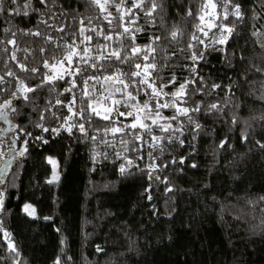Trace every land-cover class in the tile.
I'll use <instances>...</instances> for the list:
<instances>
[{
	"label": "trees",
	"instance_id": "trees-1",
	"mask_svg": "<svg viewBox=\"0 0 264 264\" xmlns=\"http://www.w3.org/2000/svg\"><path fill=\"white\" fill-rule=\"evenodd\" d=\"M18 2L21 14L9 15L8 10H15L17 5L10 0H0V8L4 9L0 12V39L13 38L11 33L5 36L2 31L11 28L16 32L14 39L18 45V50L11 45H0V74L11 69L31 87H35L39 79L20 71L8 56L15 51L21 62L33 67L42 59L38 49L52 45L24 35L25 31L38 29L49 35L53 44H62L83 39L78 31L81 19L84 25L96 27L97 31L109 28L103 14L87 0H58L52 7L58 19L50 18L52 13L47 10L32 12L26 17L22 14L25 0ZM203 2L157 0L160 7L152 16H146L133 6V0H126L125 8H130L131 14L126 15L123 22L115 7L109 8L117 17L113 21L115 32L109 33L113 35L111 41H105L96 32H85L93 39L91 44L81 46L91 47L93 54H96L95 45L108 44L109 52L121 49L132 56V61L142 65L152 62L155 56L158 70L152 72L151 78L156 85L167 84L163 88L167 93L192 78L195 68L196 83L203 91L195 92L194 86L189 84L187 94L175 99L176 106L159 109L163 117L176 116V119H162L157 124L145 120L151 132L139 127L135 130L142 137L135 144L139 151H132L131 143L127 146L122 143L132 141L133 137L128 135L132 129L116 134L104 131L105 127L123 128L131 123L138 114L133 108L121 105L120 111H133L134 115L127 119L114 115V124L92 116L89 125L84 115H75L88 103L83 89H87L92 101L101 99L99 92L104 82L101 73H97L101 75L100 82L90 80L87 85L79 77H65V80L79 81L71 92L63 91L71 87L70 84L57 80L53 91H49L52 85H46L28 94L33 97L31 101H25L22 96L13 100L17 111H6L15 144L22 148L23 154L12 163L4 177V188H0L3 202L0 206V264H55L57 258L61 264H264V200L260 199L264 196V148L260 147L264 144V87L260 83L264 76L254 71V66L264 67V49L252 36L255 29L264 33V12L258 0H232L233 4L241 5L244 20L233 16L223 20L225 25L234 24V31L227 43L212 44V32L208 31L206 37L196 27L200 25L207 32L204 22L198 19L204 14L200 11ZM33 4L43 9L39 0H33ZM143 7L150 8L151 0ZM253 8L261 15L259 20L252 19ZM189 9L192 16L186 14ZM228 10L231 11V6ZM218 11L222 16L223 6L219 3ZM88 18H91L90 25ZM41 19L47 20L53 28L38 23ZM121 23L130 29L127 38L117 35L124 31L119 26ZM59 26L64 27V32L54 30ZM137 28L141 30L136 31ZM177 29L182 35L173 40L170 33ZM193 34L204 43L194 41ZM155 37L160 39L153 43ZM260 39L264 40V36ZM190 43L196 46L189 48ZM148 45H152L155 52L149 54ZM5 46L8 53L2 51ZM136 46L141 51L133 56L131 48ZM200 52L204 53L203 59L194 63L192 54ZM144 56H148L147 61ZM132 61L119 64L113 59L111 63L131 73L136 71ZM5 63L8 68L4 67ZM40 70L48 72L43 67ZM107 71L111 72L112 68ZM173 77L175 83H169ZM116 83L120 89L124 88L123 84ZM213 85L219 87L213 88ZM140 87L144 91L138 94L135 88L126 90L137 95L129 104L149 99L152 90L146 85ZM13 90L0 93V103L10 98ZM112 96V99L124 97L121 101L127 99L124 92ZM74 98L76 103L69 104ZM57 100L64 104H57ZM173 100L171 95L159 101L153 99L150 106L154 108L157 102ZM102 101L105 105L106 100ZM196 103L200 104L201 111L189 112L188 116L200 125L199 129L188 116L177 112L178 108L195 107ZM212 103L218 108L208 111ZM41 115L46 119H41ZM78 124L85 125L87 135L81 134L78 127H72V134L66 130ZM160 125L171 127L164 131ZM51 129H60V132L57 134ZM153 136L166 139L151 147ZM244 136L247 139H242ZM222 141L224 147H220ZM7 152L8 143L0 139V164ZM149 153L156 157V170L148 168L153 163ZM48 156L55 157L57 162L58 179L52 183H49ZM129 159L133 165L127 164ZM122 165L126 169L123 173ZM25 202L35 207L36 216L23 212ZM5 232L9 237H5ZM9 243L15 251L9 250ZM97 246L103 251L97 252Z\"/></svg>",
	"mask_w": 264,
	"mask_h": 264
},
{
	"label": "snow or ice",
	"instance_id": "snow-or-ice-1",
	"mask_svg": "<svg viewBox=\"0 0 264 264\" xmlns=\"http://www.w3.org/2000/svg\"><path fill=\"white\" fill-rule=\"evenodd\" d=\"M10 3L13 5H17L15 10H8L9 15H19L21 14V9L19 6L18 0H10ZM58 3V0H39V5L43 6V9H41L38 6H35L33 4V0H25V3L23 5L24 11L23 15L24 16H29L32 12L35 13H42L43 10H47L48 12L52 13L50 18H57L56 14L52 12V7L56 6ZM87 3L90 6H93L95 8H98L100 13L103 14L102 18L104 21L107 22L109 25V28L101 29L97 31L96 27H91V26H86L84 25V19H81L79 21L81 27L79 28V35L83 37L82 40H79L77 42L76 39L71 40L70 42L65 41L62 44H53V40L49 35L44 34L40 30H27L23 34L24 35H31L35 36L38 38V40H43L44 44L47 45H52V47H45L41 46L38 51L40 54V57L42 59L37 60V66L33 67H28L26 64L21 62L17 56L15 55V51L11 52L8 56V60L12 61L13 63L16 64V67L19 68L20 71L22 72H28L33 75L34 78L39 79V83L36 84L35 87L28 86L24 83L22 79H19L17 76V73L11 69H8L5 71L3 74H0V93L8 92L10 89L14 88L15 90L11 91V96L9 99L4 100L3 103H0V120H4L8 122V116L9 112L6 110H10L11 112H16L17 109L15 105L13 104V100L20 99L21 96L25 101H31L33 99L32 96L28 95L29 93H35L39 89L44 88L46 85H52V88H49V91H53L55 89V81L57 80H65V77H79L80 80L83 81L84 85L88 84V81L90 80H95L97 82H100L101 80V75L104 81H114L123 84L124 88L123 89H116L117 92H124V95L127 97L126 100L121 101L119 99H112V107L104 106L103 111L100 110L99 107L94 106L99 105L101 101L99 98H97L96 101H92L90 99V93L87 91V89H83V97L88 99V103L80 110L79 113H75V115H84L85 120L89 125L92 123V116L98 117L99 119L110 121V123L114 124L116 121L113 119L114 115H118L120 117H124L127 119L128 117H132L134 115L133 111H120V106L122 105L125 108H133L136 113H143V116L136 114L134 119L132 120L131 123L125 124L123 128L120 127H105L104 131L111 132L113 134L123 132L125 129H132L133 131L128 133V135H131L133 137L132 141L128 140H123L122 143L127 146L129 143L133 145L132 151H139L135 147V144L137 141L141 140L142 137L139 135L138 132L135 130L139 127L141 129H147L149 132H151V128L148 124H145L143 121L151 119L152 124H157L158 119H176V116L172 117H163L162 113L159 111L161 108H167L170 106H176L175 105V99H179L187 94V85L192 84L195 88V92H201L203 91L202 88H200L197 83H196V73H195V68L192 69L193 71V77L186 80L185 82L181 83L179 87L172 93H167L163 91V88L167 87V84H160L156 85L155 84V79H152V72L158 70L157 63L155 62V56L152 57V62L146 63L144 65L132 61V56H129L126 54V52H123L121 49H113L112 51H108L109 45L108 44H97L95 45V51L96 54H93V49L88 46H81V45H88L91 44L92 37L85 35L86 31L90 32H96L98 36H103V39L105 41H111L113 39V35L109 34L110 32H115L116 25L113 23L117 17L113 15L111 11H109L110 7H115L117 13H120L119 19L123 22L124 17L126 15L131 14V9L130 8H125L126 0H87ZM148 3V0H133V6L136 8H140L146 16H152L153 12L156 11L160 5L157 3V0H151V7H143L145 4ZM218 3L223 6V14L221 16V13H216L213 11L212 13H208L205 10L211 8L215 10L218 6ZM259 7L261 8L262 12H264V0H258ZM229 6H231V11H229ZM4 11L3 8H0V12ZM200 11L204 13L203 15H199L198 19L201 20V22H204L205 15H214L217 17L216 21H209L207 24L208 31L212 32V29L215 28L217 31L212 32V37L210 38L212 44L215 43H220V44H225L227 43V40L229 36L233 33L234 31V24L229 26L225 25L223 23V20H227L229 16L235 17L236 20L243 21L244 20V13L241 10V5L240 4H233L232 0H217V2H214V0H204V2L201 4V9ZM188 16H192L193 12L191 9H189L186 13ZM61 15H64V10H61ZM261 18V15L259 13H256L255 8H253V20H259ZM75 19V18H73ZM89 19V25L91 24V18ZM38 23H43L46 25V27L53 28V25L49 24L47 20L41 19L38 21ZM129 23H134V21H129ZM120 27H123L124 31L123 33H118L117 35L119 37H126V34H129L130 29L128 26H125L123 23L119 25ZM198 30L203 32L204 36H208V32H204L203 28L200 27V25L196 26ZM253 27H255L253 25ZM55 31L59 32H64V27L59 26L54 28ZM141 29L137 28L136 31H140ZM2 31L5 33V36L8 35V33H11V36L13 38H9L7 40L5 39H0V45H11L13 46L14 49L18 50V45L17 41L14 39L16 36V32L12 31L11 28H4ZM223 32H227L228 35H223ZM73 35H76V31H73ZM179 35H182L180 33L179 29L173 30L170 33L171 39L176 40ZM252 36L256 37V43L259 44V46L264 49V40H261L260 37L264 36V33H262L259 29H255L252 32ZM131 38L135 40V36L132 35ZM63 39V38H62ZM160 37H155L153 38V43H155L156 40H159ZM192 39L194 41H198L200 44H203V40H199L195 34H193ZM196 45L190 43L188 45L189 48H194ZM211 46L210 45H205V48ZM149 54L155 52V48L152 47V45L147 46ZM55 49H60V51H57ZM2 51L5 53L9 52L8 47H3ZM26 52H28L29 55H32V52H29L28 49H25ZM141 51V48L139 46L132 47L131 48V53L133 56L137 55ZM204 53L200 52L199 54L193 53L191 56V60L195 63L198 62L199 60L203 59ZM115 60L119 64H125L130 61L134 64V67L136 71H133L131 73L123 71V69L116 67L111 63L112 60ZM143 59L145 61L148 60V56H144ZM5 68H8V64H4ZM41 67L44 69H48V72H41ZM163 67V66H161ZM59 68L61 71L55 72L54 70ZM108 68H112L111 72H108ZM141 69H143V75H141ZM151 70V71H149ZM254 71L256 73H259L261 76H264V67L262 66H254ZM52 72V75H49L48 73ZM97 73H101V75H97ZM6 77L8 79H6ZM136 77H139V79H134ZM15 81V83H13ZM66 84H70L71 87H65L64 92H71L72 88H76L78 86L79 81L75 78L70 79V80H65ZM169 83H175V77H173L172 81ZM261 87H264V80L261 82ZM141 85H146L147 88H150L151 94L149 95V99L143 101L142 103L137 100L136 104H129V100H136L137 95L134 94L131 91H126L127 89L130 88H135L137 91V94L139 92L144 91L143 88H141ZM219 85H213V88H218ZM193 92V95L195 94ZM62 94V93H61ZM210 94V93H206ZM171 95L174 100L167 102V103H159L155 105V107L150 106V101L153 99H156L159 101V99H162L163 97H167ZM111 96V94H110ZM110 97H105L104 99L107 100ZM184 103V101H181ZM76 100L75 98L72 101H69V104H75ZM57 104H64L63 101L57 100ZM67 106V105H65ZM218 108V105L215 103H212L208 106L207 110H216ZM89 109L91 112L89 113ZM72 109L69 108V111ZM201 111L200 104L196 103L195 107H183V108H178L177 112L178 114H183L185 116H188L189 112H199ZM55 115V114H54ZM41 119H46L45 116L41 115ZM68 119H71L70 117ZM188 119L196 125V128L199 129L200 125L193 120L191 116H188ZM233 123H236L235 119L233 120ZM38 127H42V125H37ZM72 127H78L81 134L87 135V130L85 128L84 124H78V125H72L68 127L66 130L69 132V134H72ZM160 127L164 130L167 131L171 125H160ZM23 131V130H21ZM43 131L47 132L49 131L48 128H43ZM51 131L56 132L59 134L60 129H51ZM26 135H31L30 133H26ZM41 139H43L41 137ZM93 140L96 139L95 136L92 137ZM166 139V137H156L153 136V144L150 145L151 147H156L159 145V141ZM171 139V138H167ZM242 139H247L246 136L242 137ZM47 142V141H45ZM183 144V141L180 142ZM225 142H221L220 147H224ZM261 148H264V144H260ZM125 150H128L127 148ZM163 149H161L162 151ZM23 154V153H21ZM149 157L152 158L153 163L148 165V168L151 170H156L157 165L155 164L156 157H153L151 153H149ZM140 158V157H137ZM50 163H53L51 160L49 161ZM175 161H173L174 163ZM183 163V160L180 161ZM128 165H133L132 160H127ZM167 166V165H164ZM195 167V165H193ZM125 167L122 165L120 168V171L123 173L125 171ZM149 176L151 177V171L149 172ZM159 179V177H156ZM54 179H58L57 176L54 174ZM49 183H52L50 180ZM261 200H264V196L260 198ZM2 201H0V206H2ZM251 203V202H250ZM30 206L25 205V210L27 211ZM5 237H9V233L5 232L4 233ZM8 248L11 251H15L16 249L14 246L9 243ZM97 252H102L103 249L99 246H97ZM55 264H61V261L59 258L55 261Z\"/></svg>",
	"mask_w": 264,
	"mask_h": 264
},
{
	"label": "rangeland",
	"instance_id": "rangeland-1",
	"mask_svg": "<svg viewBox=\"0 0 264 264\" xmlns=\"http://www.w3.org/2000/svg\"><path fill=\"white\" fill-rule=\"evenodd\" d=\"M215 2V1H214ZM208 13H212L213 11H215L216 13H219L218 11V6L215 10L209 8L207 10H205ZM217 17L214 15H205L204 18V24L206 26V31L208 32V27L207 24L209 21H216ZM217 30L215 28L212 29V32H216ZM223 35L225 34V32L222 33ZM211 37H212V33H211ZM103 90H100L99 95H100V101L101 103L99 105H97L101 111H103V107L104 106H108L111 107V103H112V95L115 94L117 91L116 89H120V87L117 85L116 82L114 81H104L103 82ZM111 94V96H110ZM105 97H110L109 99L106 100V104L103 105V101L102 99H104ZM124 97L119 96L116 99L119 100H123ZM139 115L143 116V113H138ZM151 120V119H150ZM162 119H158L157 123H161ZM152 121V120H151ZM144 122V121H143ZM14 133L12 130V124L8 119V122L4 121V120H0V139L4 140L5 142L8 143V152L6 157L3 159V161L0 164V188H4V177L7 173V171L9 170V168L11 167L12 163L19 157V155L21 154L22 148H18L15 144L14 141ZM52 161L53 163H50L49 161ZM47 161L50 163L51 165V174H50V179L51 181H55L56 179H54V174L55 176H58L57 174V162L55 157L53 156H48L47 157ZM25 205L30 206L28 208V210H25ZM23 212L26 213L28 216L30 217H34L36 216V211H35V207L30 203V202H25L23 205Z\"/></svg>",
	"mask_w": 264,
	"mask_h": 264
}]
</instances>
